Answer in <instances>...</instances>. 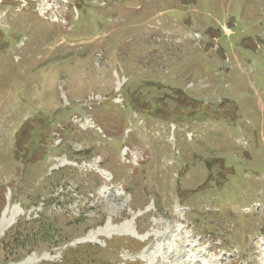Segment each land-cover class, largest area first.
Wrapping results in <instances>:
<instances>
[{"label":"rangeland","instance_id":"obj_1","mask_svg":"<svg viewBox=\"0 0 264 264\" xmlns=\"http://www.w3.org/2000/svg\"><path fill=\"white\" fill-rule=\"evenodd\" d=\"M1 1L0 264H264V0Z\"/></svg>","mask_w":264,"mask_h":264},{"label":"trees","instance_id":"obj_2","mask_svg":"<svg viewBox=\"0 0 264 264\" xmlns=\"http://www.w3.org/2000/svg\"><path fill=\"white\" fill-rule=\"evenodd\" d=\"M57 222V223H55ZM63 221L57 218L56 215H52L51 218H45L42 220H34L32 222L20 224L14 226L13 230L6 234L0 241V252L2 260H16L22 255L29 253L32 248H55L68 243V237L65 239L62 236L61 231H65L67 236L76 237L77 231H80L82 227L78 225L80 222L67 221L68 223H62ZM79 226V227H78ZM115 241H118L116 238ZM132 241V240H131ZM136 242V241H132ZM109 246H116L114 240L108 241ZM39 245V246H38ZM45 246V247H43ZM96 248L90 244L81 243L73 247H67L64 250V256L59 264H111L100 258L94 256ZM51 250V249H50ZM138 262V261H135ZM127 264H136V263ZM41 264V263H39Z\"/></svg>","mask_w":264,"mask_h":264},{"label":"bare ground","instance_id":"obj_3","mask_svg":"<svg viewBox=\"0 0 264 264\" xmlns=\"http://www.w3.org/2000/svg\"><path fill=\"white\" fill-rule=\"evenodd\" d=\"M4 215L3 217L0 219V236L3 234V232L11 225L12 220L15 218L16 213L13 211H9L8 209H6L5 211H3ZM10 213L9 218H6V214ZM17 264V263H16ZM18 264H25V262L22 263H18Z\"/></svg>","mask_w":264,"mask_h":264}]
</instances>
